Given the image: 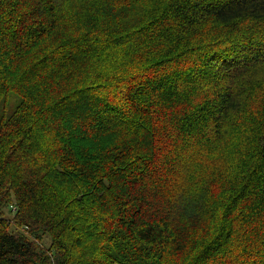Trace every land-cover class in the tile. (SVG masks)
<instances>
[{"label":"trees","instance_id":"16d2710c","mask_svg":"<svg viewBox=\"0 0 264 264\" xmlns=\"http://www.w3.org/2000/svg\"><path fill=\"white\" fill-rule=\"evenodd\" d=\"M0 264H264V0H0Z\"/></svg>","mask_w":264,"mask_h":264},{"label":"rangeland","instance_id":"374dc122","mask_svg":"<svg viewBox=\"0 0 264 264\" xmlns=\"http://www.w3.org/2000/svg\"><path fill=\"white\" fill-rule=\"evenodd\" d=\"M11 98L15 97L18 98L17 100H11V103L7 105V98H4L3 100L0 101V119L2 118V116L11 114L12 111L15 110V107L17 106V104L20 101L19 95L11 93Z\"/></svg>","mask_w":264,"mask_h":264}]
</instances>
